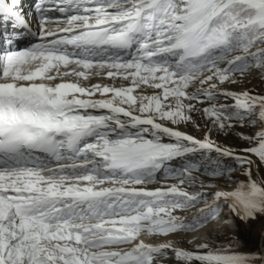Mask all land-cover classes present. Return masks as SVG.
<instances>
[{
  "label": "snow or ice",
  "instance_id": "obj_1",
  "mask_svg": "<svg viewBox=\"0 0 264 264\" xmlns=\"http://www.w3.org/2000/svg\"><path fill=\"white\" fill-rule=\"evenodd\" d=\"M34 12L0 0V264H264V0Z\"/></svg>",
  "mask_w": 264,
  "mask_h": 264
},
{
  "label": "rangeland",
  "instance_id": "obj_2",
  "mask_svg": "<svg viewBox=\"0 0 264 264\" xmlns=\"http://www.w3.org/2000/svg\"><path fill=\"white\" fill-rule=\"evenodd\" d=\"M253 84H259V77H256L252 80ZM190 133H192L191 129H188ZM196 135H199L198 133H193ZM202 205H197V207H201ZM191 212L188 213L189 216H191ZM236 229H233L228 226L222 225L221 231L214 233L211 237H207L208 243H210L213 246H222L227 244L228 240L233 238V235L236 233ZM202 234V233H200ZM200 234H191L188 237L185 238V243L183 244V247L185 249H189L191 246L187 243L188 239H193L196 235ZM239 238L247 242L246 249H240V250H250L253 252H258L260 249V238L258 235L253 234L249 236L246 232L243 231V229L239 232Z\"/></svg>",
  "mask_w": 264,
  "mask_h": 264
},
{
  "label": "bare ground",
  "instance_id": "obj_3",
  "mask_svg": "<svg viewBox=\"0 0 264 264\" xmlns=\"http://www.w3.org/2000/svg\"><path fill=\"white\" fill-rule=\"evenodd\" d=\"M26 38V40H28L29 38L28 37H25Z\"/></svg>",
  "mask_w": 264,
  "mask_h": 264
}]
</instances>
